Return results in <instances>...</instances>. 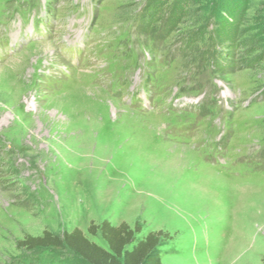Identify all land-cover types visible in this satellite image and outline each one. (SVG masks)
<instances>
[{
	"label": "rangeland",
	"instance_id": "obj_1",
	"mask_svg": "<svg viewBox=\"0 0 264 264\" xmlns=\"http://www.w3.org/2000/svg\"><path fill=\"white\" fill-rule=\"evenodd\" d=\"M171 1L0 0V264H85L19 242L106 247L103 220L166 233L162 264H264V0H191L169 30Z\"/></svg>",
	"mask_w": 264,
	"mask_h": 264
},
{
	"label": "trees",
	"instance_id": "obj_2",
	"mask_svg": "<svg viewBox=\"0 0 264 264\" xmlns=\"http://www.w3.org/2000/svg\"><path fill=\"white\" fill-rule=\"evenodd\" d=\"M168 1L155 0L154 4L159 5L158 9L160 11L162 7L167 5ZM190 1L172 0L169 3L170 14L165 19L169 30H173L186 15ZM227 8L226 11L230 10V8ZM233 10H235L233 16L226 15L223 19H216L214 15H210L204 19L205 22H203L201 28L194 32L196 37V39H193L195 43L194 52L200 53L196 43L197 38L204 40L207 32L205 28L210 21L214 22V27H212V31L208 32V37L215 41L216 46L221 43V40L232 39L236 35L237 25L241 23L238 18L241 9L239 6L233 7L232 5L230 12ZM218 70L223 72L224 69L220 65ZM87 230L90 234L99 233L106 243V247L90 241L79 228L65 231L62 235L44 231L39 236H26L19 244L29 250L59 247L68 250L73 257L80 259L85 264H162L158 245L166 233L161 230L149 231L143 237L137 238L136 233L140 232L138 225L132 228L125 221L113 225L108 220H103L100 223L91 222Z\"/></svg>",
	"mask_w": 264,
	"mask_h": 264
}]
</instances>
